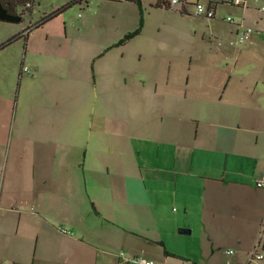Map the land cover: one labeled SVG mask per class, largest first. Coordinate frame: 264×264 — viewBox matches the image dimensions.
<instances>
[{"label":"rangeland","instance_id":"obj_1","mask_svg":"<svg viewBox=\"0 0 264 264\" xmlns=\"http://www.w3.org/2000/svg\"><path fill=\"white\" fill-rule=\"evenodd\" d=\"M71 1L74 0L25 3L20 8L24 13L21 24L0 23V45ZM156 1L141 0L140 8L130 0L76 3L32 29L26 41L19 38L0 48V264L30 259L35 247L42 245L39 218L29 219L26 214L32 202L39 207L54 185L75 187L80 192L81 162L73 163L68 177L57 173L59 165H72L73 157H84L85 161L88 157L91 165L99 169L101 160L109 164L103 157L115 163L114 157H126L121 153L137 146L132 140L118 139L120 143L115 142L113 150L120 154L112 155L101 142L106 137L94 135L90 129L91 120L108 103L115 107L125 98V86L140 88L145 83L152 92L164 88L170 80L178 92L175 107L181 116L177 121L181 123L182 137L198 139L209 146L229 129L238 147L248 144L261 148L264 135L252 130V125L258 128V123H264V13L258 9L264 6V0H249L250 8L246 10L220 6L214 20L157 7ZM229 18H243L246 25L254 28L250 44L241 48L231 45L235 26L224 20ZM135 30H139L136 36L112 47ZM46 51L54 54L52 62L41 55ZM61 51H69L66 58H60ZM34 62L40 76L34 73ZM24 67L29 72L23 71ZM94 81L100 86L98 94ZM201 99L207 102L201 103ZM84 100L86 119L82 118ZM204 107L209 112L214 107L216 114L207 115ZM211 122L230 128L223 130ZM94 141L102 146L101 154L93 150ZM130 161L128 167L137 171L143 158L130 157ZM106 165L101 167L103 172ZM243 167L244 172L250 170L248 165ZM261 177L264 176L253 179ZM254 184L229 193L232 201L239 200L254 213L251 224L249 214L241 225L238 216L228 217L232 226L225 234L231 238L222 240V248L239 253V264H245L249 246L248 261L264 264V253L259 245L254 248L264 234V188ZM82 194L85 193L74 196L76 205L85 197ZM71 197L72 194L65 195L69 208L51 198L47 211L41 210L52 220L65 216L72 219L76 213ZM11 207L17 209L6 210ZM186 237L190 240L195 234ZM238 240L239 248L234 246ZM254 252L262 254L263 259H251ZM214 263L226 264L224 251L216 254ZM229 264H235L234 254Z\"/></svg>","mask_w":264,"mask_h":264},{"label":"crops","instance_id":"obj_2","mask_svg":"<svg viewBox=\"0 0 264 264\" xmlns=\"http://www.w3.org/2000/svg\"><path fill=\"white\" fill-rule=\"evenodd\" d=\"M68 52L61 51L60 58H66ZM41 55L49 62L54 59L52 52ZM33 65L34 73L40 76L38 65L35 62ZM94 85L98 94L100 86L96 81ZM163 86L152 92L145 83L140 88L125 86V98L115 107L108 103L91 120L90 129L94 130V135L106 137L101 142L108 146L110 154H120L113 150L115 142L120 143L118 139L132 140L137 146L121 153L126 157H114L115 163H110V157L107 160L103 157L111 165L101 160L99 169L91 165L88 157L86 161L84 157L82 160L73 157L72 165H59L57 173L68 177L73 163L81 162V166L78 165L80 192L75 187L54 185L39 207L37 202H32L26 214L29 219L39 218L37 228L38 234L43 235V243L35 247L30 259L9 264H136L131 259L136 255L154 264H215L216 254L223 251L226 260L234 254L235 264L241 262L239 253L229 248L223 250L221 242L231 238L225 234L232 226L228 217L243 219L238 220L241 225L249 214L251 224L254 213L239 200L232 201L229 193H238L243 186L253 185L254 176H264V139L260 140L261 148L248 144L238 147L233 134L228 132L230 126L216 122L211 123L227 130L216 137L212 145L182 137L178 122L181 116L175 107L178 92L170 80ZM86 107L84 100L81 107L84 119ZM95 108L92 107L94 111ZM214 109L211 107V112L216 114ZM203 111L211 114L207 107ZM258 126L253 128L252 125V130L264 135V123ZM101 149L94 141L93 150L101 154ZM130 157L143 158V163L137 164V171L128 167L132 163ZM234 163H239V167L232 165ZM244 164L250 167L249 171L244 172ZM104 165L107 166L105 172L101 169ZM81 192L85 197L76 205L74 196H81ZM71 194L74 218L65 216L52 220L41 210L42 207L47 211L51 198L69 208L64 201L65 195ZM179 229H188L190 233H179ZM192 234L195 237L187 239L186 236ZM234 246L239 248L241 240ZM249 247L243 263L258 264L248 261ZM226 250L233 253L227 255ZM120 252L126 259L119 256Z\"/></svg>","mask_w":264,"mask_h":264},{"label":"built area","instance_id":"obj_3","mask_svg":"<svg viewBox=\"0 0 264 264\" xmlns=\"http://www.w3.org/2000/svg\"><path fill=\"white\" fill-rule=\"evenodd\" d=\"M249 0H160L161 6L170 10L178 11L181 14L190 16L196 15L207 20H214L218 15V9L220 6H226L229 8H237L241 10L249 9ZM256 1V0H255ZM86 3V0H80V3ZM264 13V6L258 8ZM227 23H232L235 26L234 36L235 41H231V45H238L240 48L251 43L254 28L244 23L243 18L240 21H235L232 18L224 19ZM216 38H211L210 41H215ZM239 48V49H240ZM23 71L29 72L27 68H23ZM257 187H264V177L255 180ZM227 255L233 253L232 250H226ZM119 256L126 259L123 252L119 253ZM254 259L262 260L263 255L257 252L253 253ZM136 264H154V262L145 257L136 255L131 258ZM226 264H229V259L226 260Z\"/></svg>","mask_w":264,"mask_h":264},{"label":"trees","instance_id":"obj_4","mask_svg":"<svg viewBox=\"0 0 264 264\" xmlns=\"http://www.w3.org/2000/svg\"><path fill=\"white\" fill-rule=\"evenodd\" d=\"M30 0H0V23H7V24H21L23 22V14L20 11V8L25 3H29ZM80 0H74L70 3L65 4L64 6L57 8L52 13L43 16L37 23H35L33 26H27L25 29H23L20 33L15 34L8 38L3 44L0 45V48H3L6 45L11 44L13 41L23 38L25 41L28 38L29 33L32 31V29H36L40 26H43L45 23H47L52 18L56 17L57 15L61 14L65 9L71 7L73 4H79ZM134 2L139 8L141 7V0H130ZM157 7L161 6L160 0L156 1L155 4ZM139 33V30H135L134 32L127 33L124 36V39L119 41L116 45H113L112 47L118 46L120 44L125 43L126 41L130 40L134 36H136ZM22 71V69H21ZM20 71V73H21ZM259 245L261 251L264 253V236L263 238H259L257 245L254 246L256 248ZM165 254H170L167 251H165ZM251 259H254L253 253L250 255Z\"/></svg>","mask_w":264,"mask_h":264},{"label":"water","instance_id":"obj_5","mask_svg":"<svg viewBox=\"0 0 264 264\" xmlns=\"http://www.w3.org/2000/svg\"><path fill=\"white\" fill-rule=\"evenodd\" d=\"M179 233H190V231L188 229H179Z\"/></svg>","mask_w":264,"mask_h":264}]
</instances>
